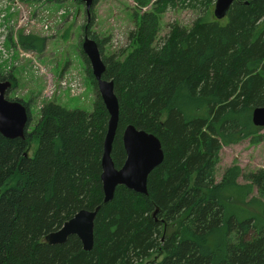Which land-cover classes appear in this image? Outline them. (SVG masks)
Masks as SVG:
<instances>
[{
	"label": "trees",
	"instance_id": "1",
	"mask_svg": "<svg viewBox=\"0 0 264 264\" xmlns=\"http://www.w3.org/2000/svg\"><path fill=\"white\" fill-rule=\"evenodd\" d=\"M134 1L130 52L123 60L104 57L103 78L119 100L115 167L126 161L128 126L162 144L165 159L149 177L148 194L119 186L104 203L109 113L90 66L97 91L91 112L49 102L36 121L30 103L7 94L25 106L30 123L23 139L0 134V264H264V171L244 174L234 165L216 180L224 147L264 143V128L252 118L264 107V0H238L223 20L202 13L191 27L172 25L164 38L169 10L203 11L217 0ZM89 22L83 29L97 42ZM45 44L18 35L24 52L42 54ZM0 82L11 84L9 92L18 87L14 73L0 71ZM97 207L91 252L76 236L63 246L46 242L79 211Z\"/></svg>",
	"mask_w": 264,
	"mask_h": 264
},
{
	"label": "rangeland",
	"instance_id": "2",
	"mask_svg": "<svg viewBox=\"0 0 264 264\" xmlns=\"http://www.w3.org/2000/svg\"><path fill=\"white\" fill-rule=\"evenodd\" d=\"M136 8L134 0H96L88 14L83 3L73 0L61 4L0 0V71L14 73L18 86L8 96L30 103L36 121L41 108L49 102L70 111L91 112L97 91L88 76L90 64L86 63L81 52L85 40L91 39L83 28L92 21L88 32L95 35L97 43L101 44L99 49L103 60L104 57L123 60L130 52L128 36L135 30V22L130 15ZM208 12L213 17L214 7L198 12L182 8L169 10L162 16L159 38L166 37L172 25L191 27L202 13ZM19 33L45 38L44 52H24L18 45ZM37 146L35 141L28 154L33 155ZM220 154L216 168L218 182L234 165H238L244 174L264 171V143L252 145L250 140H246L224 147ZM239 181L245 184L243 178ZM2 191L0 188V193ZM253 196H256V191ZM160 258L152 256L150 261Z\"/></svg>",
	"mask_w": 264,
	"mask_h": 264
},
{
	"label": "water",
	"instance_id": "3",
	"mask_svg": "<svg viewBox=\"0 0 264 264\" xmlns=\"http://www.w3.org/2000/svg\"><path fill=\"white\" fill-rule=\"evenodd\" d=\"M238 0H217L214 9L215 18L223 20ZM90 14L96 0H80ZM83 53L89 59L92 74L97 82L98 92L109 113L108 131L103 146L102 175L104 203L114 199L116 189L124 186L142 195L148 194L150 175L165 159L160 140L151 133L128 126L123 134L126 161L121 169H117L112 160L113 143L119 127V100L115 93L113 81L105 80L106 65L96 41L85 40ZM11 89L9 82H0V134L8 140L23 139L27 125L30 123L28 112L20 102H12L6 98ZM253 123L264 128V107L253 111ZM99 207L95 210H81L73 218L64 223L58 231L49 234L46 242L51 246H63L70 237L76 236L83 248L91 252L94 248L95 220Z\"/></svg>",
	"mask_w": 264,
	"mask_h": 264
},
{
	"label": "flooded vegetation",
	"instance_id": "4",
	"mask_svg": "<svg viewBox=\"0 0 264 264\" xmlns=\"http://www.w3.org/2000/svg\"><path fill=\"white\" fill-rule=\"evenodd\" d=\"M85 58V57H84ZM88 59V58H87ZM86 61V60H85ZM88 61H89V59H88ZM87 63V62H86ZM88 64V63H87ZM89 64H90V62H89ZM91 66V65H90Z\"/></svg>",
	"mask_w": 264,
	"mask_h": 264
}]
</instances>
